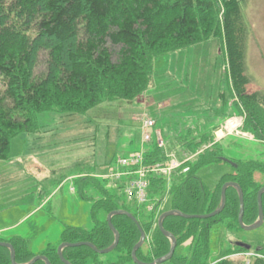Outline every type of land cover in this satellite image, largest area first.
I'll list each match as a JSON object with an SVG mask.
<instances>
[{"label":"trees","instance_id":"1","mask_svg":"<svg viewBox=\"0 0 264 264\" xmlns=\"http://www.w3.org/2000/svg\"><path fill=\"white\" fill-rule=\"evenodd\" d=\"M243 1L0 0V161H8L14 136L39 134L37 114L56 111L85 115L102 103L137 102L151 85L155 59L214 39L224 49L225 71L237 98L241 128L264 145V94L246 92L248 30L240 6ZM40 64L43 69L38 71ZM231 117L234 116L227 119ZM220 128H214L209 136L182 140L190 155L206 148L185 165L187 172L174 176L169 210L185 216H207L220 206L221 187L234 183L243 194L242 223L251 226L258 220L257 193L264 187V164L254 159H229L234 170L223 175L214 189L205 187L197 175L203 167L227 163L220 149L224 139L214 143V134ZM146 150L145 164L165 162V152L157 143ZM75 184L81 200L91 204L92 228L64 225L59 244L89 243L98 251L105 250L114 242V233L107 224L111 213L123 211L135 221L123 214L111 217L119 236L111 251L117 255L115 262L99 261L101 254L81 246L62 250L68 264H134L131 252L140 240L138 227L146 238L135 254L139 262L149 264L167 255L171 242L159 231L156 214L126 200L119 182L85 173ZM150 185L161 197L164 195L162 181L151 179ZM262 211L264 225V194ZM238 214V192L230 187L223 209L213 217H166L162 227L175 238L176 249L184 244L188 247L184 255L174 252L168 262L208 264L211 228L221 225L229 233L241 230ZM0 242L13 248L16 264H27L36 256L45 257L49 264H64L57 246L48 244L34 254L21 236L8 240L0 237ZM231 246L217 264H234L235 258L243 260L234 255L247 251L233 243ZM253 251L259 256L251 257L248 264H264V245ZM0 264H11L7 248L0 247ZM33 264L46 263L37 260Z\"/></svg>","mask_w":264,"mask_h":264},{"label":"rangeland","instance_id":"2","mask_svg":"<svg viewBox=\"0 0 264 264\" xmlns=\"http://www.w3.org/2000/svg\"><path fill=\"white\" fill-rule=\"evenodd\" d=\"M240 6L248 30L246 92L264 94V0H244ZM225 68L223 46L214 39L155 59L151 85L137 102L102 103L85 115L56 111L37 114L39 134L14 136L8 161H0V237L21 236L28 249L36 253L48 244L58 248L64 225L90 230L91 204L81 200L75 181L85 173L101 180L116 159L142 151L145 115L155 121L169 160L184 162L190 156L182 145L183 139L209 136L216 127L225 126L222 133L221 129L216 131L217 138L229 132L232 127L229 124L227 130L226 119L240 113ZM42 69L40 64L38 71ZM243 135L227 137L220 143L223 158L254 159L264 164V145L246 131ZM233 170L231 164L220 162L201 168L197 175L205 187L214 189L221 177ZM156 190H148L149 200L160 197ZM162 191H166L165 186ZM169 202L168 198L163 212L169 210ZM233 241L252 247L264 245V225L253 231L232 233L221 225L213 226L208 264L223 259ZM187 251L184 244L177 247L175 254L184 255ZM116 259V253L111 252L99 256V261L105 263ZM233 260L234 264L244 261Z\"/></svg>","mask_w":264,"mask_h":264},{"label":"water","instance_id":"3","mask_svg":"<svg viewBox=\"0 0 264 264\" xmlns=\"http://www.w3.org/2000/svg\"><path fill=\"white\" fill-rule=\"evenodd\" d=\"M223 160L226 161V162H228L229 164H231L230 161H228L226 159H223ZM229 187L235 188L237 190V192H238V198H239L238 225H239V227L243 231H253V230L261 227L262 224H263L262 195L264 194V188L260 189L258 191V193H257L258 220H257V222L255 224H253L251 226H245L242 223V217H243V211H244V203H243V194H242V191L234 183H225L221 187V202H220V207L216 211H214L213 213H211V214H209L207 216H185V215H182V214H180L178 212H175V211H169V212H166V213L162 214L159 217L158 222H157L158 229H159V231L164 236H166L167 239L170 240L171 246H170L169 252L167 253L166 256H164L162 258H159V259H156L152 263H149V264H163V263H166V262L170 261V259L172 258L173 254L175 252V249H176V241H175V238L171 234L165 232L163 230V227H162V222H163V220L166 217L172 216V215L180 216V217H183V218H197V219H206V218H209V217H213V216H215L216 214H218L223 209V207L225 205V193H226V190ZM120 214L126 215L132 221H135V219L130 214H128L126 212H123V211L113 212V213H111L107 217V224H108L109 228L111 229V231L114 233V242H113V244L109 248H107L105 250L98 251V250L95 249V247L93 245H91L89 243H75V244L62 243L57 248V254H58V257H59L60 261L63 262L64 264H68L64 260V258L62 256V250L64 248H76V247L86 246V247L91 248L94 252H96L98 254H101V255H104V254H107V253L111 252L117 246L118 239H119L118 233L114 230V228H113V226L111 224V217L113 215H120ZM138 228H139V232H140V240H139V242L136 244V246L133 248V250L131 252V259L134 262V264H145V263L139 262L136 259V255H135L136 254V251L142 246V244L145 241V235H144L142 229L140 227H138ZM240 246L243 247V245H241V244H240ZM0 247L7 248L10 251L11 264H16L15 263V259H14V251H13V248L8 243H4V242H0ZM245 248L246 249H249V246H245ZM37 260H43L46 264H49L48 261H47V259L45 257H42V256H37V257L33 258L28 264H33Z\"/></svg>","mask_w":264,"mask_h":264},{"label":"built area","instance_id":"4","mask_svg":"<svg viewBox=\"0 0 264 264\" xmlns=\"http://www.w3.org/2000/svg\"><path fill=\"white\" fill-rule=\"evenodd\" d=\"M231 125V130L236 135H241L240 132H238L237 127L238 124L236 122H229ZM154 126V121L151 118H146L143 122L142 130V140L143 142H150L152 140V134L149 133V130H151ZM157 139L160 142L159 133H156ZM180 166V164L173 160L165 165H152L147 166L144 165V156L143 152L136 153L126 159H118L117 161V167L118 168H125L127 171L125 172H111L108 176L109 178H116L119 179L123 176H133L132 179H130L125 187L123 188L124 195L127 196L129 200H135L138 204H147L148 198H147V177L153 176L155 178H162L169 180L171 177V174ZM135 168L134 170H131ZM153 205L148 206V210L153 209Z\"/></svg>","mask_w":264,"mask_h":264},{"label":"crops","instance_id":"5","mask_svg":"<svg viewBox=\"0 0 264 264\" xmlns=\"http://www.w3.org/2000/svg\"><path fill=\"white\" fill-rule=\"evenodd\" d=\"M83 229V228H82ZM85 230H88V229H85ZM1 231H2V229H0V233H1ZM12 236H14V235H5V236H3L2 238L3 239H5V240H8L9 238H11ZM6 237V238H5ZM40 251H42V249L41 250H39L38 252H33V251H31L32 253H34V254H37V253H39Z\"/></svg>","mask_w":264,"mask_h":264},{"label":"flooded vegetation","instance_id":"6","mask_svg":"<svg viewBox=\"0 0 264 264\" xmlns=\"http://www.w3.org/2000/svg\"><path fill=\"white\" fill-rule=\"evenodd\" d=\"M241 242H237V241H235V244H240Z\"/></svg>","mask_w":264,"mask_h":264}]
</instances>
